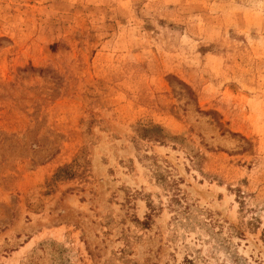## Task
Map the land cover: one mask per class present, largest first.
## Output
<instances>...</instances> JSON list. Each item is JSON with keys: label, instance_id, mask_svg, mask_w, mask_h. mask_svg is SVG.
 I'll return each instance as SVG.
<instances>
[{"label": "rangeland", "instance_id": "374dc122", "mask_svg": "<svg viewBox=\"0 0 264 264\" xmlns=\"http://www.w3.org/2000/svg\"><path fill=\"white\" fill-rule=\"evenodd\" d=\"M0 264H264V0H0Z\"/></svg>", "mask_w": 264, "mask_h": 264}, {"label": "trees", "instance_id": "16d2710c", "mask_svg": "<svg viewBox=\"0 0 264 264\" xmlns=\"http://www.w3.org/2000/svg\"><path fill=\"white\" fill-rule=\"evenodd\" d=\"M66 172V168H59L58 170H56V172L53 175V179H58V177L62 176V174H64Z\"/></svg>", "mask_w": 264, "mask_h": 264}]
</instances>
